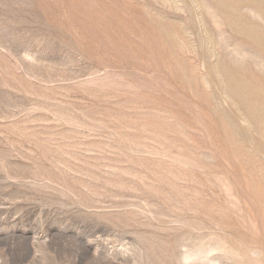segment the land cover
<instances>
[{
	"label": "rangeland",
	"instance_id": "rangeland-1",
	"mask_svg": "<svg viewBox=\"0 0 264 264\" xmlns=\"http://www.w3.org/2000/svg\"><path fill=\"white\" fill-rule=\"evenodd\" d=\"M0 264H264V0H0Z\"/></svg>",
	"mask_w": 264,
	"mask_h": 264
}]
</instances>
